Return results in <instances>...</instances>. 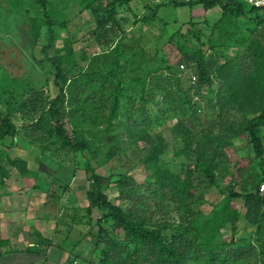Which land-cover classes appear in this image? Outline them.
I'll return each mask as SVG.
<instances>
[{
    "label": "trees",
    "instance_id": "obj_1",
    "mask_svg": "<svg viewBox=\"0 0 264 264\" xmlns=\"http://www.w3.org/2000/svg\"><path fill=\"white\" fill-rule=\"evenodd\" d=\"M36 1L45 7L44 0ZM81 1L84 7L94 3L105 4L107 15L99 18L91 33L97 35L100 44L111 46V49H102L98 56H93L94 67L91 70L74 78L68 77L64 57L59 55L61 49L56 48L58 53L55 56L47 52L57 44L60 27L45 9L39 18L38 28L43 23L48 33L43 51L55 74L59 92L52 97L46 86L37 87L30 83L19 92L17 85L23 82L20 83L12 75L3 79L0 72V137H15L18 134L16 118L27 123L32 133L40 134L46 143L45 148L49 150L55 148L73 154L86 155L89 152L93 155L94 137L99 136V132L88 137V127L103 126L101 136L108 137L109 142L116 145L121 140L116 134H111L110 129L114 121L119 120L130 140L148 143L149 148L142 159L145 170L149 172L146 178L148 186L138 184L136 188H127L128 179L114 181L123 197L132 202L126 207L109 198L106 188L112 184L111 178L98 172V166L91 157L85 160L91 180L87 193V214L99 211V222L112 221L114 229L124 232L120 242L113 239L111 245L104 247L103 264H264V193L260 192L264 176L251 187L242 184L239 190L222 191L224 198L213 206L204 223H201L194 208L200 197L198 189L203 183L202 175L211 185L218 186L216 171L225 155L224 149L234 138L247 133L254 143L259 163L264 167V39L253 28L249 35L243 37L238 30H224L234 16L245 14L247 9L253 12L264 11V8L252 6L244 0L188 1L192 7L203 3L206 9L217 5L223 8L224 13L214 24L221 30L219 41L211 42L216 52L209 54L205 43L191 41L184 44L178 38L180 31H176L169 38L177 43L179 49L180 58L176 65L160 54V36L155 37L158 44L153 50L144 48L139 53L135 65V59L128 52L126 29L119 12V8L130 5L133 0ZM172 2L176 5L187 3L181 0ZM167 3H158L154 13L144 15L140 20L144 23L155 21L158 9ZM64 25L63 22L61 26ZM107 25L109 28H106ZM256 34L259 36L256 37ZM249 40L251 42L245 53L237 50L231 54L234 47L245 45ZM145 56L153 59L160 57L161 62L153 67L145 66ZM101 59L102 63L99 62ZM181 64L195 70V83L184 87L179 80L176 90H173L153 77L154 73L165 70L168 75L162 73L163 78L169 79V75L178 78L180 70L183 71ZM130 66L138 70L127 79L123 72ZM216 81L219 83L217 94L221 103L218 117L197 131L190 126L184 127L183 119L174 128L182 137L184 151L194 163L195 170L187 168L183 175L162 167L161 155L167 146L161 127L167 119L168 109L197 119L198 110L193 97L204 87L212 88ZM168 82L171 83V80ZM135 84L140 87L137 93L130 88ZM191 90H195V94L191 95ZM158 92L162 95L161 100H156ZM160 101L164 104L156 108ZM229 108L235 109L233 113L238 111L241 116L228 115ZM72 120L75 122L73 128L70 125ZM112 154L114 150L110 149L108 161ZM10 160L24 177L29 174L28 160L19 156ZM0 169L4 167L0 166ZM40 169L50 171L43 163ZM4 173L7 175L6 169ZM36 175V179L39 178ZM33 185L35 187L36 182ZM150 198L156 201V211L149 212L152 207ZM237 198L243 199L245 218L255 229L249 240L246 236H238L237 222L243 213L234 201ZM155 214L160 218L155 219ZM172 214L175 215L171 218ZM229 227L231 234L223 233L219 237L222 230ZM70 260L67 264H73L74 260Z\"/></svg>",
    "mask_w": 264,
    "mask_h": 264
},
{
    "label": "rangeland",
    "instance_id": "obj_2",
    "mask_svg": "<svg viewBox=\"0 0 264 264\" xmlns=\"http://www.w3.org/2000/svg\"><path fill=\"white\" fill-rule=\"evenodd\" d=\"M184 5H176L172 0H133L130 5L119 8L122 16L124 28L126 29L125 41L129 43L128 52L135 59V65L139 53L144 49L153 50L158 43L155 37L160 36V54L170 59L176 65L180 58L179 49L176 42H171V35L180 31L178 38L184 43L194 41L205 43L209 54L216 51L212 48L211 42H218L221 30L214 24L220 20L223 8L217 5L210 16H206V9L203 3H197L193 7L186 0ZM161 2L163 4L157 13V19L144 23L142 17L154 13V8ZM45 7L36 0H0V72L3 79H8L9 75L18 78L21 85H17L18 91L26 89L28 84L37 87L46 86L52 97L59 92L55 74L52 72L47 55L43 51L44 45L48 41L46 27L38 24L40 16L44 10H48L59 28V39L57 44L48 49L51 56L58 52L64 57L65 70L68 77L74 78L79 73L91 70L94 67L93 56L102 51L109 50L111 46L99 43L96 34L92 30L98 24L99 18L103 19L107 15L105 4L94 3L84 7L81 0H44ZM247 12V13H246ZM245 14L234 16L232 22H228L225 31L231 28L238 30L243 37L249 35L253 28L264 39V11L250 12L248 9ZM137 17V19H136ZM64 22V26L61 24ZM109 28V25L106 26ZM39 30V32H38ZM161 33H163L161 35ZM238 35V36H240ZM259 35H255L256 37ZM141 41H138V40ZM250 40L240 47H234L231 54L239 50L242 54L246 52ZM228 44V41H226ZM72 47L73 52H70ZM45 59V60H44ZM144 65H158L160 57L153 59L143 58ZM43 60V61H42ZM102 63V59L99 61ZM182 65V64H181ZM180 65L178 78L169 75L163 78L165 70L154 73L153 77L160 81L163 86L176 90L179 80L187 87L197 81L194 69H189L187 65L183 68ZM138 70V69H137ZM130 66L124 76L130 79L137 71ZM12 73V74H10ZM164 73V74H162ZM168 75V74H167ZM196 76L194 78L193 76ZM171 80V83L168 81ZM132 86L131 91L137 93L140 87L138 84ZM219 83L216 81L212 88L204 87L201 93L193 97L198 110L197 119L191 116H182L177 111L168 109L167 119L162 128L166 143V151L161 155V165L164 168L173 170L176 173L187 171V168L195 170L194 163L184 151V142L174 128L183 119V126H190L194 131L200 127L208 126L212 120L218 117L221 110V103L218 96ZM191 90V95L195 94ZM162 95L158 92L156 100H161ZM156 106L163 105L162 102ZM73 107V106H71ZM69 106V108H71ZM71 110V109H69ZM235 109L229 108L228 115L241 116ZM18 118V117H17ZM18 124V134L15 137H0V166L11 171L10 177H5L11 181V188L15 197L10 199L13 205L22 207L27 211L29 219L44 218L41 228L42 233L55 232L56 241L67 243L71 248L73 264H103L102 258L104 247L111 245V240L120 242L124 237L121 229H114L112 221L103 220L99 222L100 212L95 211L92 215L87 214V193L91 188V180L87 172L85 160L91 157L93 163L98 167V172L111 178V185L106 188L109 198L116 204L124 207L132 204L130 199L124 198L120 192V187L115 184V180L126 178L129 187H138L142 184L147 187L146 178L149 172L145 170L142 159L147 153L148 143L138 141V143L128 138L126 130L122 128L123 123L115 120L111 134H116L121 141L112 145L108 137L101 136L103 126H90L86 134L92 137L95 132L99 136L94 137L95 153L86 155L69 153L68 150H49L45 148V141L40 134L32 133V129L27 123L16 119ZM123 120L126 121L125 117ZM74 121L71 122L73 128ZM87 131V130H86ZM264 137V132H263ZM114 150L110 161L107 160L109 150ZM225 155L222 157L219 168L216 171L217 185H211L202 175V182L198 193L199 199L194 205L195 212L201 223H204L211 215L213 206L222 198V191L229 193L233 188L239 190L242 184L252 186L257 180H262L264 167L260 165V160L256 156L254 143L246 133L236 137L231 144L224 149ZM19 156L29 161L30 172L24 177L22 173L11 164V158ZM86 157V158H85ZM50 170L49 172L40 169L41 165ZM36 174L39 178L36 179ZM4 178V176H3ZM5 179V180H6ZM36 186L34 187L33 184ZM234 182H236L234 184ZM264 182V181H263ZM261 182V184L263 183ZM260 184V186H261ZM18 187V188H17ZM17 188V189H16ZM264 193V192H262ZM21 195V196H20ZM136 198V196H135ZM242 211V217L237 222L238 236H246L248 240L254 233V226L249 224L245 218V207L242 198L234 200ZM152 204L149 212L156 211L154 205L156 201L149 199ZM15 211V210H13ZM175 214L170 215L174 217ZM160 216L155 214V219ZM32 225H28L31 227ZM53 228V229H51ZM92 232L88 233L89 230ZM224 234H231L230 227L223 229L219 237ZM257 236V235H256ZM255 237V235H254ZM253 237V238H254ZM59 254L54 252L48 256V264H59ZM71 261V260H70Z\"/></svg>",
    "mask_w": 264,
    "mask_h": 264
},
{
    "label": "crops",
    "instance_id": "obj_3",
    "mask_svg": "<svg viewBox=\"0 0 264 264\" xmlns=\"http://www.w3.org/2000/svg\"><path fill=\"white\" fill-rule=\"evenodd\" d=\"M212 11L206 10V16ZM6 171L7 175L0 169V264H48V256L56 251L60 258L58 263L67 264L71 248L67 243L59 245L55 232L41 231L43 222L48 220L29 219L26 210L10 202L15 194L11 181L5 178L11 176V171Z\"/></svg>",
    "mask_w": 264,
    "mask_h": 264
},
{
    "label": "built area",
    "instance_id": "obj_4",
    "mask_svg": "<svg viewBox=\"0 0 264 264\" xmlns=\"http://www.w3.org/2000/svg\"><path fill=\"white\" fill-rule=\"evenodd\" d=\"M186 1H192V0H186ZM245 2L249 3L252 6L258 7V8H264V0H244ZM183 68H185V64L181 65ZM196 78V76H193ZM260 192H264V182L261 184Z\"/></svg>",
    "mask_w": 264,
    "mask_h": 264
}]
</instances>
